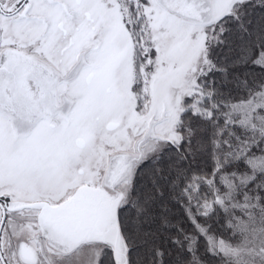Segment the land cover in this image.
<instances>
[{"label":"snow or ice","instance_id":"obj_1","mask_svg":"<svg viewBox=\"0 0 264 264\" xmlns=\"http://www.w3.org/2000/svg\"><path fill=\"white\" fill-rule=\"evenodd\" d=\"M0 264H264V0H0Z\"/></svg>","mask_w":264,"mask_h":264},{"label":"trees","instance_id":"obj_2","mask_svg":"<svg viewBox=\"0 0 264 264\" xmlns=\"http://www.w3.org/2000/svg\"><path fill=\"white\" fill-rule=\"evenodd\" d=\"M173 215L177 218H180L182 216V210L179 209L178 207L177 208H174L173 209Z\"/></svg>","mask_w":264,"mask_h":264}]
</instances>
